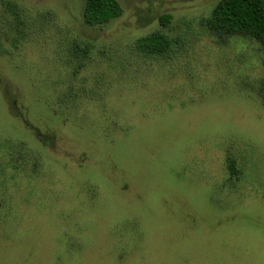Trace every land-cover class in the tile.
Instances as JSON below:
<instances>
[{
  "label": "rangeland",
  "instance_id": "374dc122",
  "mask_svg": "<svg viewBox=\"0 0 264 264\" xmlns=\"http://www.w3.org/2000/svg\"><path fill=\"white\" fill-rule=\"evenodd\" d=\"M10 1L32 26L0 56V264H264V52L205 27L220 0H117L99 26ZM154 32L172 51L140 56Z\"/></svg>",
  "mask_w": 264,
  "mask_h": 264
},
{
  "label": "trees",
  "instance_id": "16d2710c",
  "mask_svg": "<svg viewBox=\"0 0 264 264\" xmlns=\"http://www.w3.org/2000/svg\"><path fill=\"white\" fill-rule=\"evenodd\" d=\"M0 7V56H11L13 51H19L27 43L30 36L28 30L32 23L25 11L10 0H1ZM121 15L122 8L117 0H85L82 18L88 26H99L108 24ZM160 19L164 25L170 22V16L165 15ZM204 24L215 36L244 37L259 44L264 52V0H220ZM134 46L140 56L164 57L172 51L173 41L162 33L154 32L137 39ZM31 130L37 138L46 141L37 129L32 127ZM2 152L7 160L6 165L10 163L14 169L24 163L25 154L28 153L25 152L24 144L11 142H5ZM226 163L229 178L237 179L240 171L236 158L229 155ZM1 178L3 179V176ZM2 190L4 191V188ZM6 201L5 199L4 203ZM10 212L11 207L1 204L0 219H4Z\"/></svg>",
  "mask_w": 264,
  "mask_h": 264
}]
</instances>
